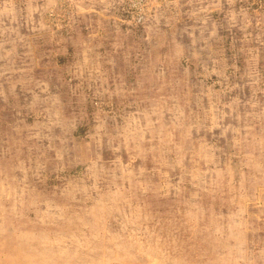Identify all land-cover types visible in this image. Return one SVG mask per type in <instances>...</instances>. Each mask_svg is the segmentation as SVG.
I'll return each mask as SVG.
<instances>
[{
  "label": "rangeland",
  "instance_id": "374dc122",
  "mask_svg": "<svg viewBox=\"0 0 264 264\" xmlns=\"http://www.w3.org/2000/svg\"><path fill=\"white\" fill-rule=\"evenodd\" d=\"M0 264H264V0H0Z\"/></svg>",
  "mask_w": 264,
  "mask_h": 264
}]
</instances>
